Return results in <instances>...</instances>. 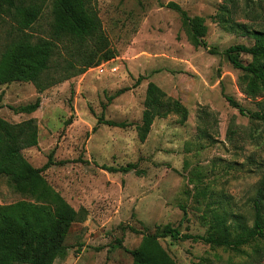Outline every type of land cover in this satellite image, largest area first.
I'll return each mask as SVG.
<instances>
[{
  "label": "rangeland",
  "instance_id": "1",
  "mask_svg": "<svg viewBox=\"0 0 264 264\" xmlns=\"http://www.w3.org/2000/svg\"><path fill=\"white\" fill-rule=\"evenodd\" d=\"M168 2L189 17L203 19L205 48L188 43L178 14L165 6ZM221 5L230 9L235 23L264 29L261 0H234L232 5L226 0H95L102 32L114 53L107 64L102 62L101 74L90 68L39 94L30 83L0 85V118L36 122L37 144L21 155L39 168L51 153L52 164L41 173L43 178L72 209L85 214L81 223L69 228L65 254L52 264H130L123 249L136 248L141 235L156 227L168 224L180 233L204 234L205 204L250 225V200L264 175V125L246 114L258 109L259 99L250 100L239 91L240 71L223 55L227 47L249 46L251 40L216 23ZM49 21L45 6L33 33L42 34ZM8 30V25L0 26V45ZM238 59L249 61L244 54ZM147 83L178 101L186 117L154 119L139 142L135 125ZM36 97L40 103L31 114L10 109ZM225 97L244 112L231 107ZM104 121L127 126L111 127ZM126 165L133 168L114 173L102 169ZM201 189L204 195L195 198ZM19 198L0 177V204ZM158 242L176 264L201 259V264H264V256L252 253L263 246L259 242L241 246L239 252L191 240Z\"/></svg>",
  "mask_w": 264,
  "mask_h": 264
},
{
  "label": "trees",
  "instance_id": "2",
  "mask_svg": "<svg viewBox=\"0 0 264 264\" xmlns=\"http://www.w3.org/2000/svg\"><path fill=\"white\" fill-rule=\"evenodd\" d=\"M244 1L248 3V0ZM226 2L232 5L234 0ZM45 6L49 8L50 21L42 34L35 35L33 27H39L37 22ZM165 6L178 14L188 43L194 48H205L203 19L189 17L175 3L168 2ZM214 18L223 30L251 40L249 46L236 44L227 47L223 55L234 69L240 71L237 78L239 91L250 100L259 99L256 102L258 109L246 114L249 119L264 125V29L235 23L225 5L218 8ZM2 25H8L9 30L0 45V85L30 83L39 94L114 57L101 29L95 0H0ZM239 54L247 55L249 61L242 63ZM225 100L240 114L244 112L230 97ZM39 103L36 97L31 103L10 109L28 115L38 108ZM142 106L140 122L135 125L139 142L145 140L154 119L169 114L178 116L180 121L186 117L179 102L167 97L153 83L146 85ZM104 124L120 128L127 126L112 121H104ZM36 144L34 118L17 123L0 118V177L6 178L8 186L20 196L14 202L0 204V264H52L65 254L64 240L71 225L81 223L85 217L82 209H72L43 178L41 173L52 164L51 153L39 168L31 167L23 158L21 151ZM132 168L131 165L102 167L109 173L127 172ZM203 193L201 189L195 191L194 196L197 198ZM250 215V225L246 226L242 217L228 214L221 208L211 209L205 204L201 216V219L207 218L204 234L180 233L176 227L166 224L156 227L152 233L142 234L136 248L123 250L130 256V264H176L161 247L159 239L199 241L233 252H239L241 246L251 242H259L263 246H256L252 253L260 258L264 256V175L250 200ZM185 218L182 210L181 220ZM117 246L120 247L119 242Z\"/></svg>",
  "mask_w": 264,
  "mask_h": 264
},
{
  "label": "built area",
  "instance_id": "3",
  "mask_svg": "<svg viewBox=\"0 0 264 264\" xmlns=\"http://www.w3.org/2000/svg\"><path fill=\"white\" fill-rule=\"evenodd\" d=\"M105 64H107V63L105 62ZM105 64L101 63V64H99L98 66H96V67L94 68V69L97 70V73H98V74H101V73L103 72L102 67H103ZM109 71H110V72H114V71H115V68H110Z\"/></svg>",
  "mask_w": 264,
  "mask_h": 264
}]
</instances>
